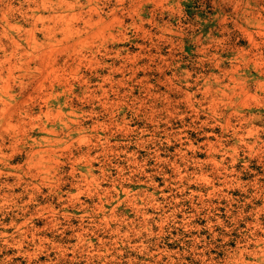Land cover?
Returning a JSON list of instances; mask_svg holds the SVG:
<instances>
[{"label": "clouds", "instance_id": "9594fccd", "mask_svg": "<svg viewBox=\"0 0 264 264\" xmlns=\"http://www.w3.org/2000/svg\"><path fill=\"white\" fill-rule=\"evenodd\" d=\"M0 264H264V0H0Z\"/></svg>", "mask_w": 264, "mask_h": 264}]
</instances>
